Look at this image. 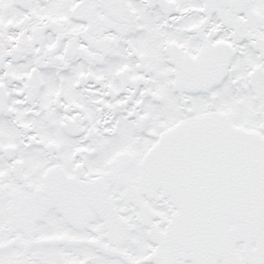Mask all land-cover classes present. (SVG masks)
<instances>
[{
  "label": "snow or ice",
  "instance_id": "snow-or-ice-1",
  "mask_svg": "<svg viewBox=\"0 0 264 264\" xmlns=\"http://www.w3.org/2000/svg\"><path fill=\"white\" fill-rule=\"evenodd\" d=\"M0 264H264V0H0Z\"/></svg>",
  "mask_w": 264,
  "mask_h": 264
}]
</instances>
